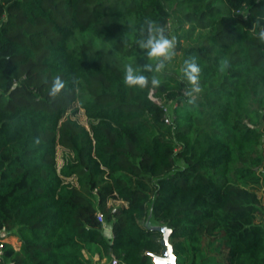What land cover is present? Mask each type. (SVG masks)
Returning <instances> with one entry per match:
<instances>
[{
	"label": "trees",
	"instance_id": "trees-1",
	"mask_svg": "<svg viewBox=\"0 0 264 264\" xmlns=\"http://www.w3.org/2000/svg\"><path fill=\"white\" fill-rule=\"evenodd\" d=\"M146 19L185 43L177 68L144 57ZM261 31L264 0H0V233L19 242L4 261L93 264L96 245L154 264L150 213L176 264H264ZM127 65L144 87L124 84Z\"/></svg>",
	"mask_w": 264,
	"mask_h": 264
},
{
	"label": "clouds",
	"instance_id": "clouds-1",
	"mask_svg": "<svg viewBox=\"0 0 264 264\" xmlns=\"http://www.w3.org/2000/svg\"><path fill=\"white\" fill-rule=\"evenodd\" d=\"M145 24L147 34L143 39H139L137 44L141 49H147V51L143 53L144 57L148 59H156L158 61L155 65V70L160 71L164 67L165 61L171 59L175 41L174 38H169L165 34L163 28L159 25H155L153 21L146 19ZM259 38L264 40V31L259 33ZM227 65L228 60L222 58L219 62L220 69L224 70ZM143 68L144 70L151 71L153 69V65L151 63H146L143 65ZM181 71L183 72L185 78L193 83V91L198 92L199 87L196 84V81L198 80V73L200 69L195 61V58L186 59L184 61V67ZM123 82L125 85L129 86L138 85L140 87H144L148 83V80L145 75L134 69L132 65H127ZM159 83L160 81L153 76L151 84L156 86L159 85ZM61 86L62 82L59 80L54 81L50 94L55 95Z\"/></svg>",
	"mask_w": 264,
	"mask_h": 264
},
{
	"label": "rangeland",
	"instance_id": "rangeland-1",
	"mask_svg": "<svg viewBox=\"0 0 264 264\" xmlns=\"http://www.w3.org/2000/svg\"><path fill=\"white\" fill-rule=\"evenodd\" d=\"M185 45V43L181 44V45H178L177 47L174 46V49H173V55L171 57V59L165 61V68L167 69H175L177 68L180 64V59H181V53H182V48L183 46ZM152 92V91H151ZM154 100L158 103H160V99L159 98H155L153 97ZM74 118H76L81 124H84L87 126V119H86V116L83 112V110L81 108H79V110L74 114ZM65 150L60 146V145H57L56 146V150H55V164H56V168L59 169L64 161V155H65ZM258 197L260 198L261 200V203H263L262 199H263V189L261 188L260 190H258ZM108 204L111 205V204H114V205H118V204H121V201L119 200H109L108 201ZM263 217H264V214H263ZM264 220V219H263ZM147 225L148 226H151L153 228H163V230H166L167 227L165 226V224L163 223H160L158 221H155L151 214L149 213L148 217H147V221H146ZM103 233L105 234V236H110L111 234V231H110V228L109 226L103 221ZM2 236L4 237H7L8 241L10 242H13L14 245H18V240L14 237H9L5 235V233H0ZM18 242V243H17ZM91 252H92V260H93V264H110V259L107 257V256H104V255H101V252H100V249L98 246L96 245H92L91 247ZM85 254L88 256L89 253L88 252H85Z\"/></svg>",
	"mask_w": 264,
	"mask_h": 264
},
{
	"label": "water",
	"instance_id": "water-1",
	"mask_svg": "<svg viewBox=\"0 0 264 264\" xmlns=\"http://www.w3.org/2000/svg\"><path fill=\"white\" fill-rule=\"evenodd\" d=\"M158 229L163 232V238L161 240L163 249L160 255L153 256L154 264H176V258L172 252V247L167 241L168 228L166 230H163V228L159 227Z\"/></svg>",
	"mask_w": 264,
	"mask_h": 264
},
{
	"label": "built area",
	"instance_id": "built-area-1",
	"mask_svg": "<svg viewBox=\"0 0 264 264\" xmlns=\"http://www.w3.org/2000/svg\"><path fill=\"white\" fill-rule=\"evenodd\" d=\"M152 91V90H151ZM149 92V96H150V98L151 99H153L154 100V96H153V94H152V92ZM166 121H168L167 119H165ZM96 217H97V219H98V221H100V222H102L103 223V218H102V215H101V213L100 212H97L96 213ZM9 238V237H8ZM6 243H10L15 249L18 247V245H19V243H18V245L16 244V245H14L13 244V242H9L8 241V239H7V237H4V236H2L1 234H0V264H8L7 262H5L4 261V257H3V254H4V245L6 244ZM110 264H117V260L114 258V257H111V259H110Z\"/></svg>",
	"mask_w": 264,
	"mask_h": 264
}]
</instances>
